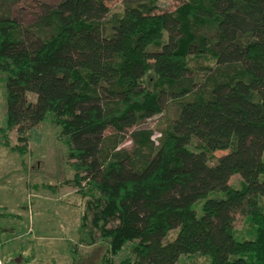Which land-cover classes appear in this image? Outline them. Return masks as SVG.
Listing matches in <instances>:
<instances>
[{
    "label": "trees",
    "instance_id": "trees-1",
    "mask_svg": "<svg viewBox=\"0 0 264 264\" xmlns=\"http://www.w3.org/2000/svg\"><path fill=\"white\" fill-rule=\"evenodd\" d=\"M13 2L0 0L3 145L24 157L31 129H57L84 207L80 241L106 244L99 264H264V0H185L167 13L156 0L113 13L104 0H61L26 28ZM171 105L157 144L138 126ZM131 127L132 148H120ZM238 213L253 252L236 239Z\"/></svg>",
    "mask_w": 264,
    "mask_h": 264
},
{
    "label": "rangeland",
    "instance_id": "rangeland-1",
    "mask_svg": "<svg viewBox=\"0 0 264 264\" xmlns=\"http://www.w3.org/2000/svg\"><path fill=\"white\" fill-rule=\"evenodd\" d=\"M61 0H16L10 6L12 19L21 27L32 26L38 17L48 14ZM157 12L175 11L185 0H156ZM111 12H122V0H104ZM202 63L204 61L202 60ZM5 83L0 84V213L8 217L0 219L5 232L0 236V264H75L70 251L78 244L77 264H99L105 254L106 244L81 242V216L84 210L78 188L69 184L75 170L66 154L65 146L57 138V129L50 123H42L30 131L29 153L24 157L3 145L2 129L6 125ZM32 101L34 97L31 96ZM178 113L177 105H171L163 114L145 121L138 128L155 131L158 144L161 127ZM124 131L125 141L120 148L131 149V132ZM11 146L16 145L18 131L8 132ZM109 127L105 135L114 134ZM228 152L218 151L221 157ZM240 176H234L231 183L237 184ZM222 198V193H212L208 198ZM195 204L197 216H202V203ZM236 239L246 241L250 252L254 251L253 234L245 215H235ZM177 230L165 239L173 241ZM234 247L232 249L233 253ZM118 258L117 261H120ZM176 264H211V258L204 255L181 256Z\"/></svg>",
    "mask_w": 264,
    "mask_h": 264
},
{
    "label": "built area",
    "instance_id": "built-area-1",
    "mask_svg": "<svg viewBox=\"0 0 264 264\" xmlns=\"http://www.w3.org/2000/svg\"><path fill=\"white\" fill-rule=\"evenodd\" d=\"M154 139V138H153ZM155 140V139H154Z\"/></svg>",
    "mask_w": 264,
    "mask_h": 264
}]
</instances>
